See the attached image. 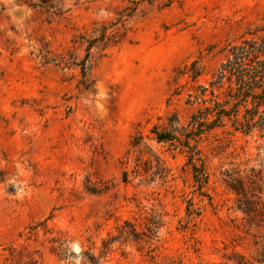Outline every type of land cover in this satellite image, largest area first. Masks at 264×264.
Returning a JSON list of instances; mask_svg holds the SVG:
<instances>
[{"label":"rangeland","instance_id":"374dc122","mask_svg":"<svg viewBox=\"0 0 264 264\" xmlns=\"http://www.w3.org/2000/svg\"><path fill=\"white\" fill-rule=\"evenodd\" d=\"M258 27L264 0H0V264H264V137L202 138L201 196L151 133Z\"/></svg>","mask_w":264,"mask_h":264},{"label":"trees","instance_id":"16d2710c","mask_svg":"<svg viewBox=\"0 0 264 264\" xmlns=\"http://www.w3.org/2000/svg\"><path fill=\"white\" fill-rule=\"evenodd\" d=\"M129 1L138 5L154 0ZM92 44L93 40L89 46ZM223 51L224 62L205 85L195 87L188 94L187 120L180 123L173 114L166 124L155 125L151 130L155 142L169 144L185 154L186 165L201 196L202 188L208 183L198 149L202 138L227 129L244 134L258 132L264 137V27L245 32L238 40L228 43ZM196 67V63L190 67L193 81L200 76ZM81 69L83 71V66Z\"/></svg>","mask_w":264,"mask_h":264}]
</instances>
